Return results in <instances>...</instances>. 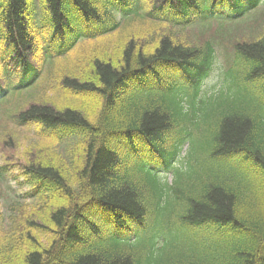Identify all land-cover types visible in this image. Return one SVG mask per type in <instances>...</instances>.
Wrapping results in <instances>:
<instances>
[{"label":"trees","instance_id":"1","mask_svg":"<svg viewBox=\"0 0 264 264\" xmlns=\"http://www.w3.org/2000/svg\"><path fill=\"white\" fill-rule=\"evenodd\" d=\"M34 3L0 0V102L40 84L42 31L41 68L117 31L118 14L124 29L140 25L124 30L116 57L94 53L63 74L54 100L16 112L40 138L21 174L0 169L23 189L7 202L0 184V264H160L177 225L204 229L214 264H264V0H36L38 24ZM213 21L219 42L176 31ZM229 24L237 36L225 35ZM229 38L233 57L209 93L216 47ZM215 110L200 149L218 170L173 208L166 200L193 174L183 149Z\"/></svg>","mask_w":264,"mask_h":264},{"label":"rangeland","instance_id":"2","mask_svg":"<svg viewBox=\"0 0 264 264\" xmlns=\"http://www.w3.org/2000/svg\"><path fill=\"white\" fill-rule=\"evenodd\" d=\"M34 6L35 7L32 9L33 18L35 23L38 24L42 20L43 15L41 14L40 5L36 4V0ZM146 7L151 9V6ZM117 20L122 26L117 31L104 34L96 39L81 41L80 44L73 50L69 51L64 58L57 56V58L49 62H52L51 64L45 61L42 68L37 57H42L43 48H45L43 37V35L45 36V32L42 31L43 35H41L40 38L39 34H37L34 64L37 68L41 69V79L40 82L38 81L40 84L37 88L34 87L27 89L21 93L18 91H11L4 100L0 102V169L7 167L11 170V174H21L22 164L28 160L29 156L37 152V150L31 148V146L34 147L40 137L37 138L38 136L34 133L33 128L20 127L15 123L16 112L26 109L30 104L35 102L34 98L37 97L36 100H39L40 95H46L48 100H54V98L59 95L57 93L58 88L56 89V85L59 84V80H61L64 73L69 74L74 70L80 69L81 66L83 68V66L92 58L94 53L108 52L111 55L115 54L116 57L118 54V47H120V44L125 41L126 32L138 31L134 28L140 24H137L134 28V25L130 27L129 25L126 26L128 31L124 29L126 21L123 20L121 14L117 15ZM204 25L205 22H200L190 26L189 30L178 29L176 31H179L181 38L187 43H198L200 46H203L207 41H210L213 38L219 42L221 36L217 31L221 24L218 23V21H213V24H209L210 26ZM232 28L233 26L230 24L225 25V31H228V29L232 31ZM124 30H126V32ZM163 31H166L165 27H163ZM241 33L240 35H242ZM226 34L237 36L233 31L231 33L226 32L225 35ZM236 39L237 38H229L224 45L221 42V47H216L215 66L205 85L206 88L209 89V93L212 92L213 88L216 90L219 87L221 82L220 76L223 72V67H225L226 59L228 56L230 58L233 57L232 48H230V46H233L232 43L235 42ZM221 87V90L219 89L220 92L226 95L228 84L222 83ZM42 89H45V92L41 93ZM236 90L237 89H234V91H232V95L229 98H232L235 95ZM208 112L211 113L210 110ZM220 112L221 111L215 110L208 117L206 114L204 116L201 115L194 135L187 141L186 150L188 152V159L192 160V163L189 161L191 165L186 171L193 174L191 177L184 179L182 185L178 184L181 188V193L173 192L170 194L168 200H166V203L170 204L173 208L182 204L181 200L178 202L177 200L183 193L189 192L191 186L201 185L207 177L208 171L212 169V171L216 172L218 170V163L210 160L205 154H202L200 146L205 145L208 124L212 125L214 117L216 116L215 114H220ZM184 154L185 153H183V155ZM174 178L175 180L177 179L176 177ZM0 184L3 190L2 196L7 202L9 198L17 197L19 194L23 193V189H19V187L15 186L16 182L14 180L5 179L4 176L3 178H0ZM170 230L173 233L169 239H166L163 242L162 246L164 248L158 256L160 264H214L213 260L208 261L202 254L206 253L204 248L206 235L203 233V228L183 227L182 225H177L176 229L174 227L173 229L170 228Z\"/></svg>","mask_w":264,"mask_h":264}]
</instances>
